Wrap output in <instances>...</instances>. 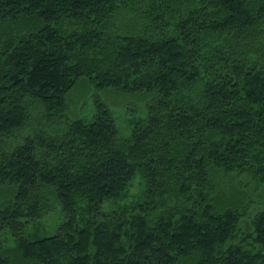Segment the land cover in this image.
Returning a JSON list of instances; mask_svg holds the SVG:
<instances>
[{"label": "trees", "instance_id": "16d2710c", "mask_svg": "<svg viewBox=\"0 0 264 264\" xmlns=\"http://www.w3.org/2000/svg\"><path fill=\"white\" fill-rule=\"evenodd\" d=\"M79 83L145 93V118L122 137L96 97L66 120ZM136 171L142 199L100 210ZM4 230L0 264H264V0H0Z\"/></svg>", "mask_w": 264, "mask_h": 264}, {"label": "rangeland", "instance_id": "374dc122", "mask_svg": "<svg viewBox=\"0 0 264 264\" xmlns=\"http://www.w3.org/2000/svg\"><path fill=\"white\" fill-rule=\"evenodd\" d=\"M96 97L100 98L108 105L115 119L118 133L122 137L129 136L132 127V119L145 118L146 116V105L149 102V98L145 93L133 91L121 92L113 88L96 89L92 84L80 85L79 83L71 93L70 97H68V108L65 112L66 120L81 118L84 121H90L93 118L95 110L94 98ZM40 120L41 121H39L38 124L44 123L45 121L43 116L40 117ZM246 178L247 177H237L234 179L235 185L230 188V192L236 195L240 194V196L243 195L242 189L246 188H244L239 181L241 179L245 180ZM143 187L144 182L142 175L139 171H136L127 187L121 193L120 197L114 199H104V201L100 204L99 209L102 211H110L126 206L132 202L140 201L142 199ZM261 193V185H257V191H253V188L247 190L246 194H248L250 200L247 202L250 205L249 211L253 212L255 211L256 206L262 205ZM89 216L90 214L87 211L85 203H78V226H82ZM62 219L63 213L59 204H56L50 212L45 213L37 220L28 223L25 228V233L28 236L54 234ZM244 220L245 218L243 219V223ZM13 243V237L8 230H4L0 233V247L12 246Z\"/></svg>", "mask_w": 264, "mask_h": 264}]
</instances>
